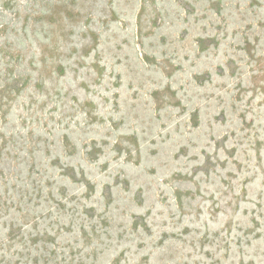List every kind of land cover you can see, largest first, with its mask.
I'll use <instances>...</instances> for the list:
<instances>
[{
    "label": "rangeland",
    "instance_id": "rangeland-1",
    "mask_svg": "<svg viewBox=\"0 0 264 264\" xmlns=\"http://www.w3.org/2000/svg\"><path fill=\"white\" fill-rule=\"evenodd\" d=\"M0 264H264V0H0Z\"/></svg>",
    "mask_w": 264,
    "mask_h": 264
}]
</instances>
